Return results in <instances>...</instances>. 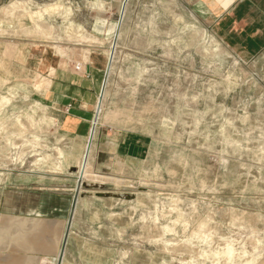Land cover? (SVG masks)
<instances>
[{"label":"rangeland","instance_id":"rangeland-1","mask_svg":"<svg viewBox=\"0 0 264 264\" xmlns=\"http://www.w3.org/2000/svg\"><path fill=\"white\" fill-rule=\"evenodd\" d=\"M199 2L0 0V214L10 191L70 193L61 264H264V47L223 42ZM95 54L80 173L89 139L49 107Z\"/></svg>","mask_w":264,"mask_h":264},{"label":"crops","instance_id":"crops-1","mask_svg":"<svg viewBox=\"0 0 264 264\" xmlns=\"http://www.w3.org/2000/svg\"><path fill=\"white\" fill-rule=\"evenodd\" d=\"M206 1L200 0L201 7L206 6ZM212 1L216 6L205 8L215 17L211 24L223 42L237 49L244 48L243 51L264 47V0ZM214 9H219V14L214 15ZM115 27L113 32L110 30L113 36ZM87 64L85 71L78 74L55 73L61 86L53 88L52 96L56 100L49 107L60 131L80 143L85 140L87 143L90 135L92 106L97 101L101 73L106 67L105 59L98 54L90 55ZM14 192L4 196L1 206L0 264H55L68 242L72 196L30 188L21 191L18 197Z\"/></svg>","mask_w":264,"mask_h":264},{"label":"water","instance_id":"water-1","mask_svg":"<svg viewBox=\"0 0 264 264\" xmlns=\"http://www.w3.org/2000/svg\"><path fill=\"white\" fill-rule=\"evenodd\" d=\"M123 10H124V5L122 6V11H121V16L123 15ZM120 21H121V17H120ZM116 38L113 39V47H112V50H111V53H110V56H109V59H108V63H107V68H106V71H105V77H104V82H103V86H102V89H101V92H100V100L103 96V91H104V87H105V82H106V79H107V75H108V72H109V66L111 64V61H112V58H113V52H114V48H115V40ZM98 111V109H97ZM96 118L95 117V121L96 122ZM94 129H95V125L93 123V126H92V129H91V132H90V135H89V140H88V143H87V148L90 146V143H91V140H90V137L93 136V133H94ZM70 222L71 220H69L68 222V226L70 225ZM63 249H64V246L62 247V250L60 252V256H59V260H58V264H61V261H62V257H63Z\"/></svg>","mask_w":264,"mask_h":264},{"label":"bare ground","instance_id":"bare-ground-1","mask_svg":"<svg viewBox=\"0 0 264 264\" xmlns=\"http://www.w3.org/2000/svg\"><path fill=\"white\" fill-rule=\"evenodd\" d=\"M124 11V10H123ZM123 14V13H122ZM117 37H118V30L116 28V32H115V35H114V38H116L115 40H117ZM113 47V45H112ZM107 68V67H106ZM109 69H110V66H109ZM104 77H105V74H104ZM104 82V81H103ZM103 86V84H102ZM99 107H100V101L98 102V111H97V115L99 113ZM95 124V123H94ZM93 136L90 137V140H92ZM89 139V138H88ZM91 144V143H90ZM89 153H90V146L87 148H85V151H84V154L82 156V159H81V164L79 166V172L80 173H84L85 172V168H86V164H87V160H88V157H89Z\"/></svg>","mask_w":264,"mask_h":264},{"label":"built area","instance_id":"built-area-1","mask_svg":"<svg viewBox=\"0 0 264 264\" xmlns=\"http://www.w3.org/2000/svg\"><path fill=\"white\" fill-rule=\"evenodd\" d=\"M76 70L77 71H80V66H76Z\"/></svg>","mask_w":264,"mask_h":264}]
</instances>
